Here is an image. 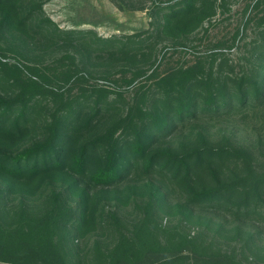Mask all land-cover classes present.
<instances>
[{"label": "trees", "instance_id": "1", "mask_svg": "<svg viewBox=\"0 0 264 264\" xmlns=\"http://www.w3.org/2000/svg\"><path fill=\"white\" fill-rule=\"evenodd\" d=\"M156 4L155 37L177 38L229 0ZM249 7L255 13L245 24L255 22L261 37L243 61L221 49L164 74L156 67L154 85L135 87L128 101L123 91L82 86L93 76L72 54L54 86L40 68L27 66L35 78L1 52L0 264H260L247 251L262 255L264 222L250 220H264V0ZM0 16L1 32L51 40L84 33L59 27L42 0H0ZM155 37L97 40L135 62ZM76 85L84 96H71ZM107 201L116 209L109 216ZM129 206L133 219L119 211ZM99 230L109 238L87 251L84 240ZM219 236H244V257Z\"/></svg>", "mask_w": 264, "mask_h": 264}, {"label": "rangeland", "instance_id": "2", "mask_svg": "<svg viewBox=\"0 0 264 264\" xmlns=\"http://www.w3.org/2000/svg\"><path fill=\"white\" fill-rule=\"evenodd\" d=\"M173 1L42 0L45 14L51 17L59 27L76 29L84 33L82 35L77 33L79 39L68 40L65 36L57 35L51 40L50 35L45 36L39 33L36 37H30L6 27L3 32L0 29V54L4 52L6 57L3 59L21 64L24 71L35 78L37 76L27 66L40 68L43 74L50 76L54 86L61 82L59 80L61 72L69 67L70 60L65 55L72 54L76 56L77 63L93 76L88 83L81 84L82 86L88 87L89 90H92V86H105L114 90L113 92L123 91L128 101L131 100L135 87L142 84L154 85V79L148 80V76L156 67L160 73L164 74L177 67L195 64L199 59H205L211 52L221 49L226 51L230 59L239 63L243 61L245 55H248L247 47H250L251 40L256 36L261 37L255 22L245 24L246 18L255 13L251 7L248 8L249 4L255 0H229L227 9H220L194 32L177 38L170 35L156 38L155 28L158 16L154 12V7L156 3L165 5ZM239 28H241V34L237 36ZM90 30L94 32L92 35L88 33ZM132 33H141L144 37L153 36L156 43L154 49L151 51L146 49L148 52L146 56H141L135 62L128 56L111 53L102 48L97 40L98 36ZM138 68H143L147 73L143 72L136 78L133 85H129L125 80L134 76ZM8 94L12 95L13 92L9 91ZM88 94L86 93L91 101L98 96L94 91H89ZM82 95L84 96L82 89L76 85L71 96ZM116 96V93H111L110 99ZM49 98L51 100V97ZM50 111L51 108L43 115L48 116ZM114 208V204L107 201L103 212L108 215L116 210ZM119 211L128 219H133L136 215L132 206ZM107 219L110 218L107 217ZM166 220H168L167 217L164 218V221ZM250 222L262 224L264 220L252 217ZM262 228L263 233L260 235L262 240L258 243L262 255L258 258L247 251L249 260L258 259L260 264H264V224ZM198 230L197 226H192L191 234H196ZM108 238V232L99 230L92 233L84 240V244L87 245L85 249L88 251L90 242L105 241ZM239 238L241 239L236 240L234 237L228 239V237L219 236L225 248L235 247L239 256L244 257L241 248L245 245V237Z\"/></svg>", "mask_w": 264, "mask_h": 264}]
</instances>
